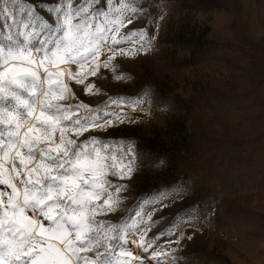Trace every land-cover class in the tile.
Listing matches in <instances>:
<instances>
[{"label": "rangeland", "instance_id": "obj_1", "mask_svg": "<svg viewBox=\"0 0 264 264\" xmlns=\"http://www.w3.org/2000/svg\"><path fill=\"white\" fill-rule=\"evenodd\" d=\"M55 3L25 0L24 8L32 9L35 20L54 24L47 9ZM135 6L143 14L122 33L145 29L154 37L151 47L135 56L117 55L114 71L101 67L92 76L88 68L84 84L65 77L71 88L68 105L82 102L105 110L109 98L127 101L109 104L106 110L113 115L106 119L113 120L112 126L79 137L122 141L112 145L118 157L125 148L135 150L128 153L134 159L131 177H109L126 187L119 205L99 219L128 226L126 248L140 258L131 264H264V0H155L152 7L150 0H139ZM21 19L16 12L17 25ZM4 24L11 21H0ZM204 29L209 48L201 61H191L189 46L173 45L177 37ZM139 46H106L100 61L115 48ZM118 75L125 78L115 79ZM88 84L94 86L91 93ZM138 99L143 100L139 107L132 104ZM78 114L88 115L83 108ZM172 116L187 118L196 151L192 158L182 154L176 167L167 155L144 147L160 136L156 144L171 148L166 128ZM172 144L183 147L181 141ZM185 211L192 214L184 216L181 228L170 230ZM134 223L137 227H131ZM141 231L147 241L156 239L154 247L163 253L158 259L152 258V248L145 252L138 246Z\"/></svg>", "mask_w": 264, "mask_h": 264}, {"label": "snow or ice", "instance_id": "obj_2", "mask_svg": "<svg viewBox=\"0 0 264 264\" xmlns=\"http://www.w3.org/2000/svg\"><path fill=\"white\" fill-rule=\"evenodd\" d=\"M24 3L0 0V21H11L0 26V186H5L0 189V264H131L140 258L126 248L128 226L99 217L119 205L126 187L109 177H131L134 159L128 153L135 150L125 148L118 157L112 145L122 141H79L85 132L112 126L106 117L113 113L106 109L127 101L109 98L105 110L82 102L68 105L71 88L65 77L84 84L88 68L92 76L101 67L114 71L117 55L147 51L154 37L145 29L122 33L144 10L135 6L139 0H81L79 5L56 0L47 9L53 24L35 20ZM16 12L22 14L19 25ZM129 42L140 46L115 48L100 61L104 47ZM93 87L86 85V91ZM132 104L139 107L143 100ZM81 108L88 115L80 116ZM116 120L124 122L118 114ZM191 214H178L170 230ZM145 236L141 231L138 246L145 252L152 248V258L158 259L163 253L154 247L156 239Z\"/></svg>", "mask_w": 264, "mask_h": 264}, {"label": "trees", "instance_id": "obj_3", "mask_svg": "<svg viewBox=\"0 0 264 264\" xmlns=\"http://www.w3.org/2000/svg\"><path fill=\"white\" fill-rule=\"evenodd\" d=\"M207 29H204L202 32L195 34L192 33L188 36H185L184 38H176V42H173V45H186L191 48V61L197 62L201 61L204 57V54L206 51H208L209 45L206 46L207 42L204 37V33H206ZM174 40V41H175ZM104 107V106H102ZM167 132H170V135H167V141L169 143V147L166 150L163 149L165 146L160 143L156 144V141H160V136L158 138H152L148 139L145 149L150 154H157L161 155L162 158L169 157V161L174 164V167H176V162L178 161V158H181L182 154L189 155V158H192L195 156L196 151H194V147L192 146V138L191 134L188 132V126H187V118L181 117V116H172V120L167 124L166 128ZM171 137H174V140H172ZM181 141V144L183 147H175L172 143H178ZM164 144H166L165 141H163ZM172 145V146H171ZM193 150V151H192ZM167 152V154H165ZM176 180V179H175ZM174 180V181H175ZM168 185H165L167 187ZM181 228V227H180Z\"/></svg>", "mask_w": 264, "mask_h": 264}, {"label": "bare ground", "instance_id": "obj_4", "mask_svg": "<svg viewBox=\"0 0 264 264\" xmlns=\"http://www.w3.org/2000/svg\"><path fill=\"white\" fill-rule=\"evenodd\" d=\"M134 235H130L128 236V241L131 243V245H135V241H134Z\"/></svg>", "mask_w": 264, "mask_h": 264}, {"label": "water", "instance_id": "obj_5", "mask_svg": "<svg viewBox=\"0 0 264 264\" xmlns=\"http://www.w3.org/2000/svg\"><path fill=\"white\" fill-rule=\"evenodd\" d=\"M153 264H156V263H153Z\"/></svg>", "mask_w": 264, "mask_h": 264}]
</instances>
